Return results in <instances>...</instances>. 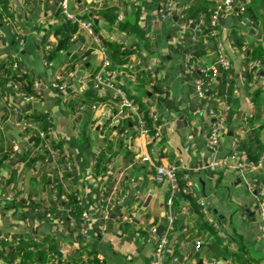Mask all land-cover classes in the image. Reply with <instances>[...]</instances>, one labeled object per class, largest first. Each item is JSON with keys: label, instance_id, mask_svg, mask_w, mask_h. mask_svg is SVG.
Wrapping results in <instances>:
<instances>
[{"label": "crops", "instance_id": "0c3cea01", "mask_svg": "<svg viewBox=\"0 0 264 264\" xmlns=\"http://www.w3.org/2000/svg\"><path fill=\"white\" fill-rule=\"evenodd\" d=\"M7 1L11 18L0 17V62L14 57L19 69L38 83L39 95L25 101L17 96L10 80L0 85L7 90L19 116L49 115L52 140L63 151L55 161H48L44 150L29 145L35 133L25 139L12 124L14 115L7 121L8 113L0 101V156H6L0 168V264H62L65 258L58 253L60 247L70 249L68 264H148L168 215L173 217V228L161 264H264V221L255 210L254 195L244 187V180L257 170L250 169L241 176L232 160L218 167L208 166L212 159H224L230 153L236 136L247 140V120L255 109L250 95L257 91L258 101L264 105V63L259 62L247 88L241 72L247 54L264 39V23L246 19L238 7L257 5L252 0H238L219 18L216 37L206 38L198 35L193 22L181 27L175 15L160 13V0H94L116 8L113 23L96 10L86 13L101 39L124 43L113 79L130 99L142 94L149 112L160 121V132L149 149L146 132L132 117L122 120L129 121L123 128L117 126L121 121L116 115L118 103L110 91L82 84L100 61L86 32L76 31L69 49L52 64L46 63L45 45L56 42L55 27L65 20L58 0ZM86 1L68 0V4L79 11ZM215 1L176 0V6L188 9L196 15L191 18L198 21L211 13ZM133 18L141 37L117 27L118 21ZM231 30L244 39L241 49L234 46ZM217 43L231 67L210 81L208 96L201 99L193 91V82L203 69L214 64ZM91 46V54L77 59L72 68L76 58L70 60V55L78 57ZM3 75L0 68V78ZM228 80L233 82L232 89L224 85L221 90ZM227 103L230 111L225 132L219 147L212 151L206 141L210 111ZM259 123L264 124V116L254 125ZM83 127L90 145L78 152L74 144H79ZM260 140L264 143V130ZM101 150L111 155L110 162L96 173L94 166ZM144 153L150 161L142 159ZM176 161L219 223V229L213 227L218 237L215 245L211 232L204 227L205 217L192 203L179 192L171 196L168 184L153 179L155 165ZM70 194L90 215L85 235L79 233V224L69 214L64 198ZM160 225L159 234L149 232L151 226L158 229ZM33 236L45 238L44 245L39 249L18 248V240L29 241ZM238 245L243 247L241 257L247 258L246 263L220 254L225 247L237 251ZM28 249H32L33 257L25 259Z\"/></svg>", "mask_w": 264, "mask_h": 264}, {"label": "built area", "instance_id": "2783aa9c", "mask_svg": "<svg viewBox=\"0 0 264 264\" xmlns=\"http://www.w3.org/2000/svg\"><path fill=\"white\" fill-rule=\"evenodd\" d=\"M238 0H216L214 7L211 13L207 16L199 17L198 21H195L192 18H188L185 15L184 9H180L176 6V0H160L159 3V12L163 15L172 16L175 15L177 20L179 21L181 27L187 26L188 23L193 22L195 27L197 28L198 35H202L204 37H216L218 32V21L219 18L226 12H229L233 9L235 2ZM59 11L62 14L65 20L70 21L77 25V31L82 30L86 32L87 35L90 36L92 45L95 51L100 56V61L97 69H95L92 73V76L89 78H84L82 80V84L86 86L89 84V81H92V85L96 87H100L106 89L115 96L118 103V112L117 116L122 121L127 117L136 116L137 123L140 126V129L145 132L144 123L141 120V115L138 112L137 105L134 103L132 99L128 97L126 92L123 90L122 86H120L113 79V72L108 70V65L110 64L111 58L109 56V49L107 46L103 45L101 39L98 37L97 33L94 31V23L93 20L87 17L86 13L90 10H97L101 7V3L96 2L94 0H87L79 11H75L70 9L68 0H58L57 2ZM243 5L239 6L238 9L240 12H243ZM203 28L207 29L206 33H203ZM75 34L71 37V39H75ZM51 45H45V51H49ZM216 60L214 64L208 69H203L201 74L196 77L193 82V91L196 96L203 99L208 96V88L210 81H212L220 71H227L231 67V62L226 57L220 43H217L216 47ZM48 65L52 64V60L46 61ZM259 61L249 63L248 66H242L241 72L242 74L247 69L256 68L259 65ZM12 69L19 68L17 63H13L11 65ZM88 81V82H87ZM14 87L17 86L13 84ZM33 86L36 90H38V83L34 82ZM17 96L21 97L25 101L35 100V96H25L22 92H16ZM225 97V96H224ZM0 101L3 106L6 108L8 113L7 121L10 120L11 115H14L12 120V124L25 136V139L29 137V135L34 132L35 136H38L41 139V145L43 149L47 153L48 161H55L59 156V150L54 147V144L50 142L53 139L51 134V129H49L48 134L49 138L45 137L44 131L35 125L34 122L30 121L23 116H19L18 108L13 105V103L8 98V92L4 89V86L0 85ZM95 108V106H92ZM230 105L227 103L223 107L216 109H212L210 111L212 120L209 126V129L206 133V141L207 145L210 147L212 151H215L220 145V137L225 132V126L229 117ZM150 113V112H149ZM151 117L155 119L154 115L150 113ZM161 125H157L152 137L156 138L160 132ZM241 136H236L234 140L231 142V151L224 159H212L209 163V167H218L226 163V160L234 161L233 167L239 173V175H243L250 169H256L257 172L251 178L244 180V187L247 191L251 192L255 199L256 205L255 210L260 218V220L264 221V182L260 179V176L264 175V153L259 157L257 161H251L246 159V155L244 150H241ZM31 146L32 143L30 142ZM142 159L145 161H150V157L144 153L142 155ZM181 166L179 161L169 163V164H159L154 166V174L153 179L157 183H166L169 185L170 195L173 196L177 192L181 191L182 193L189 194L192 198H194L195 202L199 205L200 212L205 216L207 222L211 224L214 228L219 229V223L212 218L211 211L206 203V201L199 197L198 194L194 191L192 187H190V181L187 179V175L183 174V180L185 185L180 188L178 172H180ZM10 199V197H6ZM67 201V198H64ZM77 203L81 206V203L78 198ZM1 203H5V200L1 201ZM106 216V215H105ZM166 224L163 228L162 232L159 235L158 241L155 245L151 260L148 264H161L164 255L166 254V244L168 241L169 233L173 228V217L168 215L166 218ZM90 221V215L87 210H82L80 216L79 224V233L81 235H85L87 232V225ZM157 228L155 226H151L149 228V232L151 234H155ZM136 236H141L139 232L135 233ZM1 239V236H0ZM34 241H38L39 238L37 236H33L31 238ZM199 242H197L198 244ZM58 253L63 255L65 261L62 264H68L71 262L70 258V249L66 247H60L58 249ZM98 264H104L102 261H99ZM214 264V263H211ZM263 264V263H258Z\"/></svg>", "mask_w": 264, "mask_h": 264}, {"label": "trees", "instance_id": "16d2710c", "mask_svg": "<svg viewBox=\"0 0 264 264\" xmlns=\"http://www.w3.org/2000/svg\"><path fill=\"white\" fill-rule=\"evenodd\" d=\"M252 3L257 5V8L253 7L252 4H246L243 7L242 14L244 17L253 23H264V0H252ZM97 14H99L103 19H105L109 23L115 22L117 18L116 8L115 7H107L105 5H101L96 10ZM186 17H195V14H190L188 9L184 10ZM0 17H6L11 18V13L9 9V2L7 0H0ZM117 27L119 30L124 31L126 33H131L134 36L137 35L138 37L142 36L141 30L137 25L136 19H130V20H123L117 22ZM77 31V25L74 23H71L68 20H64L63 23L59 24L57 27H55L54 34L56 36V42L51 45L49 51L46 55V61L54 60L58 55H60L61 52H66L70 45H71V37L76 33ZM94 31L96 32V27L94 24ZM207 29L203 28V33H206ZM98 35V34H97ZM230 36L232 39V42L234 46L237 49H241L245 45L244 39L239 36L235 30H231ZM99 37V35H98ZM101 39V37H99ZM101 42L103 45L107 46L109 51V56L111 58L110 64L108 65V70L113 72L115 70V66L117 63L121 62V56H122V49L124 43L121 41H112L108 42L103 39H101ZM93 50V47L91 46L88 48L84 53L80 54V56H75L74 54L70 55V60L73 58H76L74 61H72V68L75 65L77 59H80L82 56L91 54ZM258 60L260 63H264V39H261V41L257 42L255 46L252 47V50L247 54L246 59L244 60V66H248V63ZM13 63H17V60L14 57L7 56L5 60L0 62V68L3 70V77L0 78V82L5 83L6 79L10 80V82H13L16 84L18 91L22 92L25 96H35L38 97L39 95V89L36 90L33 86V80L29 73L22 71L19 68L12 69L11 65ZM256 72L255 68L247 69L244 73V86L245 88L248 87V84L252 82L254 74ZM92 74L90 75V77ZM90 84H92V81H89ZM227 86L229 90L232 89L233 82L227 81L223 83L221 86V90L223 87ZM258 92H253L250 95V100L255 106L253 115L247 120L248 125L250 126V131L246 135L247 140L244 139L241 141V150H244L246 159L251 161H257L259 157L264 153V143L260 140V134L262 130H264V124L259 123L257 126L254 125L255 121L260 120L264 116V105L260 104L258 101ZM142 94L138 96L131 97L134 103L137 105L138 112L141 115V120L144 123V129L146 132L147 137V148H151L153 145V134L156 129V126L160 124V121L158 119H153L149 113L148 107L145 105V103L142 100ZM118 110V108H117ZM116 110V112H117ZM115 112V113H116ZM24 118L29 119L30 121L34 122L36 126L40 127L44 133L46 134L45 137H48V131L51 129V120L47 113H39L36 115L30 114L23 116ZM132 118L137 122V117L132 116ZM121 121H118V127H124L127 125L129 121L125 120L122 121V125L120 124ZM49 138V137H48ZM52 144H54V147L58 148L60 154L62 153L63 149L60 146L59 143L54 142V140H50ZM32 148H36L38 150H44L43 146L41 145V139L38 136H33L31 138ZM89 137L87 135V130L85 127L81 129V132L79 134V144H74V146L77 148L78 152L81 151V147L86 148L89 147ZM45 151V150H44ZM111 155H106L104 150H101L97 157L96 162L94 166V171L96 173L103 171L106 169L107 164L110 162ZM6 160L5 155L0 156V168L4 166V162ZM183 175L181 172H178V181L179 186L182 188L185 185L184 180L182 179ZM260 179L264 182V175L260 176ZM183 198H186L189 200L194 209L199 213L200 216H204L200 212L199 205L195 202L194 198H192L187 193H182L179 191L178 193ZM68 200V206H69V214L72 216V218L79 223L80 222V216L83 208L77 203L76 196L70 194L68 196H65ZM205 217V216H204ZM203 217V218H204ZM204 227L208 229L214 239V245L215 241H218V237L216 235V231L214 230L213 226L209 224L206 220V218L203 221ZM45 239V238H44ZM44 239H39L38 241L34 240H25L21 239L18 240V248H24V247H30L32 249H39L41 246L44 245L45 241ZM28 249L25 251L24 257L25 259L32 258L31 250ZM241 249V250H240ZM243 247L238 245L237 251H229L228 248H224L223 251L220 253L222 257L229 256H235L236 259L242 261L243 263H246V260H244L241 255L243 254ZM253 264H257L256 261H253Z\"/></svg>", "mask_w": 264, "mask_h": 264}, {"label": "water", "instance_id": "95a60500", "mask_svg": "<svg viewBox=\"0 0 264 264\" xmlns=\"http://www.w3.org/2000/svg\"><path fill=\"white\" fill-rule=\"evenodd\" d=\"M174 18H175V17H174ZM121 39L124 40L122 37H121ZM162 228H163V225H160V226L158 227V229H157V233H158V234L160 233V231L162 230Z\"/></svg>", "mask_w": 264, "mask_h": 264}]
</instances>
